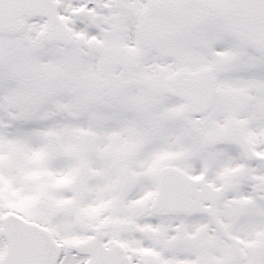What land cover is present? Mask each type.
<instances>
[{
  "label": "snow or ice",
  "instance_id": "1",
  "mask_svg": "<svg viewBox=\"0 0 264 264\" xmlns=\"http://www.w3.org/2000/svg\"><path fill=\"white\" fill-rule=\"evenodd\" d=\"M0 264H264V0H0Z\"/></svg>",
  "mask_w": 264,
  "mask_h": 264
}]
</instances>
